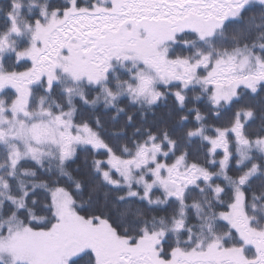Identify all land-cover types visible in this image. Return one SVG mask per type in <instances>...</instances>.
<instances>
[{
	"label": "snow or ice",
	"instance_id": "obj_1",
	"mask_svg": "<svg viewBox=\"0 0 264 264\" xmlns=\"http://www.w3.org/2000/svg\"><path fill=\"white\" fill-rule=\"evenodd\" d=\"M0 264H264V0L0 4Z\"/></svg>",
	"mask_w": 264,
	"mask_h": 264
},
{
	"label": "trees",
	"instance_id": "obj_2",
	"mask_svg": "<svg viewBox=\"0 0 264 264\" xmlns=\"http://www.w3.org/2000/svg\"><path fill=\"white\" fill-rule=\"evenodd\" d=\"M5 2H6V0H0V4L5 3Z\"/></svg>",
	"mask_w": 264,
	"mask_h": 264
}]
</instances>
